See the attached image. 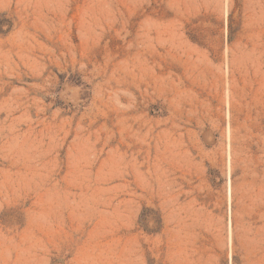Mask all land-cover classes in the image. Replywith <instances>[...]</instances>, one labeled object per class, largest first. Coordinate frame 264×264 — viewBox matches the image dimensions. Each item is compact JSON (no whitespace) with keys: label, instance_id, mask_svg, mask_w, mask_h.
I'll use <instances>...</instances> for the list:
<instances>
[{"label":"rangeland","instance_id":"374dc122","mask_svg":"<svg viewBox=\"0 0 264 264\" xmlns=\"http://www.w3.org/2000/svg\"><path fill=\"white\" fill-rule=\"evenodd\" d=\"M0 264H264V0H0Z\"/></svg>","mask_w":264,"mask_h":264}]
</instances>
